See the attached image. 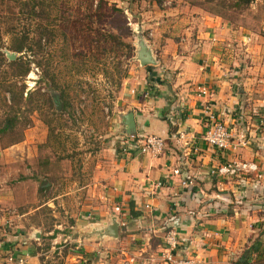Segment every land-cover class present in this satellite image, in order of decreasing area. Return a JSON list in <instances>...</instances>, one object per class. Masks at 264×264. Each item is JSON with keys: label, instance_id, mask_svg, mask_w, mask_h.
<instances>
[{"label": "crops", "instance_id": "1", "mask_svg": "<svg viewBox=\"0 0 264 264\" xmlns=\"http://www.w3.org/2000/svg\"><path fill=\"white\" fill-rule=\"evenodd\" d=\"M142 16L155 63L126 80L120 119L131 112L134 132L160 135L164 147L157 155L116 150L105 171V205L92 213L95 220L75 225L72 259L164 264V233L173 229L176 259L264 264V177L212 172L222 163L244 161L264 173V36L184 2ZM201 86L212 92L210 98L197 93ZM206 100L229 128L222 151L201 140ZM178 132L183 138L176 144ZM23 147L0 146V160H16ZM185 174L192 179L188 186L180 184ZM112 221L116 236L108 233ZM2 241L4 256L17 248L28 253L29 264H38L32 248L9 237Z\"/></svg>", "mask_w": 264, "mask_h": 264}, {"label": "rangeland", "instance_id": "2", "mask_svg": "<svg viewBox=\"0 0 264 264\" xmlns=\"http://www.w3.org/2000/svg\"><path fill=\"white\" fill-rule=\"evenodd\" d=\"M177 2L221 11L217 0H0V125L15 121L0 146L24 145L16 160H0V239L32 248L38 264H76L74 227L105 205L126 80L145 67L136 59L139 39L151 38L142 15ZM231 11L221 18L264 36V0ZM6 52L19 57L17 66ZM46 69L56 87L40 79Z\"/></svg>", "mask_w": 264, "mask_h": 264}, {"label": "built area", "instance_id": "3", "mask_svg": "<svg viewBox=\"0 0 264 264\" xmlns=\"http://www.w3.org/2000/svg\"><path fill=\"white\" fill-rule=\"evenodd\" d=\"M198 94L206 95L208 98L212 96V92L208 91L205 86H201L197 89ZM202 109L205 115V122L203 124V130L201 133V140L211 148L217 150H224L229 142L230 132L226 123L216 115L213 110L212 102L206 100L202 103ZM260 123L264 126V114L260 119ZM183 138V133L178 132L174 137V142L179 143V140ZM118 150L123 155H130L135 153L143 155H157L162 152L164 147V137L160 135L147 134L141 135L136 132L126 134L123 130L119 135ZM217 175H233L235 173H252L256 178L264 177V173L257 171V166L253 162H226L220 164L218 167L212 170ZM191 176L184 175L180 184L182 186H188L191 183ZM175 231L168 229L164 233L165 250L163 252L164 264H192L190 259H176L172 256L171 251L176 246ZM3 247V241L0 239V248ZM28 253L25 250H18L13 248L5 252L3 262L6 264H29L27 262Z\"/></svg>", "mask_w": 264, "mask_h": 264}, {"label": "trees", "instance_id": "4", "mask_svg": "<svg viewBox=\"0 0 264 264\" xmlns=\"http://www.w3.org/2000/svg\"><path fill=\"white\" fill-rule=\"evenodd\" d=\"M208 1H212V0H208ZM217 4L219 5V7L221 8V11H215L212 12L215 15L222 17L223 18V11H226L228 9H231L233 11H231V13H237L238 11H240L241 9L245 8L249 3H251L253 0H217ZM200 2L202 3V1H198L196 3L193 4H200ZM226 9V10H225ZM129 10V7H128ZM207 11L211 12V9H206ZM24 42V41H23ZM24 46L17 44L14 46L13 50L16 52H20L22 51ZM19 57H16L14 60L9 61L8 63L10 65H16V62L18 61ZM36 64H39V62H36ZM28 71V67H24L23 69H16V74L18 73H26ZM49 73H47V69L46 70H42V76H40V79H44L45 80V84L47 83L49 85V88L52 87H56L55 82H54V78L52 75L48 76ZM22 94L23 91L21 90L19 93V99L22 98ZM29 93L27 94L26 92V96H28ZM59 98L61 99L63 97L61 91L58 93ZM52 100L49 99V102H51ZM62 104L63 107L65 108L66 105H68L69 103L65 100H63L62 98ZM14 116L12 117H5L0 125V133H3L4 131L8 130V129H12L14 126ZM129 213L131 215H136L137 213L135 211L132 210L131 206L129 208Z\"/></svg>", "mask_w": 264, "mask_h": 264}, {"label": "water", "instance_id": "5", "mask_svg": "<svg viewBox=\"0 0 264 264\" xmlns=\"http://www.w3.org/2000/svg\"><path fill=\"white\" fill-rule=\"evenodd\" d=\"M9 60L14 59V53H5ZM136 59L141 66L152 65L155 63L152 53L146 43L141 39L138 42V49L136 50ZM57 109H59L60 101H56ZM123 128L126 134H129L134 131V122L132 119V113L127 112L124 114L123 119ZM116 222L112 221L108 226V233L112 236H116Z\"/></svg>", "mask_w": 264, "mask_h": 264}]
</instances>
